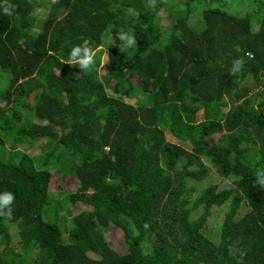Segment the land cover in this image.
<instances>
[{
    "label": "trees",
    "instance_id": "trees-1",
    "mask_svg": "<svg viewBox=\"0 0 264 264\" xmlns=\"http://www.w3.org/2000/svg\"><path fill=\"white\" fill-rule=\"evenodd\" d=\"M194 1L162 27V0H55L35 32L44 0L0 8V195L14 196L0 264H264V188L253 184L264 170V0H210L201 27ZM121 30L137 40L124 53ZM85 42L101 70L77 79L67 60ZM213 169L232 187L196 195L191 182ZM226 202L214 240L204 228Z\"/></svg>",
    "mask_w": 264,
    "mask_h": 264
},
{
    "label": "rangeland",
    "instance_id": "rangeland-1",
    "mask_svg": "<svg viewBox=\"0 0 264 264\" xmlns=\"http://www.w3.org/2000/svg\"><path fill=\"white\" fill-rule=\"evenodd\" d=\"M55 1V0H44L46 5L43 8H40L37 12V22L33 27V31H38L41 28L42 25V19L44 17H46L47 12H48V8L51 3ZM164 2V6L161 8L162 14H161V18H162V27H168L172 22H170V18L169 17H173L175 15V13L181 12L182 10L185 9L186 4H187V0H162ZM210 0H195L191 5V9H192V13L190 15V22L191 24H193L194 26H198L201 27L202 23L200 21L201 17V13L203 8L205 7V5L209 2ZM227 1V6L230 8H235V9H251L253 5H255V3L258 0H226ZM212 2V5L217 4V1H210ZM260 17L259 16H255L253 22L255 23ZM98 49L104 51L101 55V65H105L107 62V58H106V51H107V46L106 44H102ZM262 78L264 79V77L262 76ZM8 83H9V75L6 72H2L0 70V90H5L8 87ZM252 83V82H250ZM140 96H136L133 99L135 100V98H138ZM132 100V101H134ZM38 146L36 148H34V153L33 155H40V153L42 154L43 151L41 150V148H43L45 140L44 139H39V141L37 142ZM20 150V148H19ZM254 156V155H252ZM208 160V159H206ZM249 163L252 162V157H249L248 159ZM209 161V160H208ZM69 181H74V178L71 177L69 178ZM56 182L53 181L52 185L55 184ZM66 183V182H65ZM192 184H195L198 188V192H196V195L199 194V192L201 190H203L206 186H208L211 183H221L220 185L222 187H232L233 185V181L231 178H226L223 176H220L218 173H216V171L213 169L210 176L208 178H206L205 180L202 181H192ZM63 187H66V184L63 185ZM229 207V204L226 202L224 205L220 206V207H216L214 208L212 215L210 216L204 231L206 232V234L208 236H210L211 238H213L214 240H218L219 239V232H220V228H221V223L222 220L224 218V215L227 211ZM248 210V206L246 204H244L241 209L239 210V215H241L242 213H244L245 211ZM70 224V219L67 218L65 226H69ZM8 230L11 234V242H16L19 241V237H18V232H17V225L10 223L8 224ZM107 237L110 238V240H112L114 242V246L116 248H118L119 250L123 251L125 249V245L123 242V236H122V231L119 227H116L114 225H112L108 232H107ZM0 244H1V248L4 247V245H6L5 241H4V233L0 230ZM15 247H18L20 245H14ZM31 255H28L27 257H29Z\"/></svg>",
    "mask_w": 264,
    "mask_h": 264
},
{
    "label": "clouds",
    "instance_id": "clouds-1",
    "mask_svg": "<svg viewBox=\"0 0 264 264\" xmlns=\"http://www.w3.org/2000/svg\"><path fill=\"white\" fill-rule=\"evenodd\" d=\"M157 0H148L149 7H155ZM16 5L9 2V0H3L0 3V8H2L5 15L11 16L16 10ZM118 38L123 42L122 46L119 48L122 53L126 52L128 49H131L136 43V37L129 34L126 31L121 30ZM247 57L251 58L253 56L252 52H247L245 54ZM96 56L97 49H94L85 42L83 45H74L69 53L67 64L71 66H78L80 69L79 73H74L77 79L81 75L86 74L88 71L95 69L100 71L101 69L96 68ZM245 59L243 56L234 58L232 60V66L229 69L230 74L235 75L240 73L245 65ZM103 67V65L101 66ZM255 180L253 182L254 186L259 185L264 188V170H257L255 173ZM14 202V196L11 193H4L0 195V216H7L11 218L12 208L11 205ZM145 228L149 227L148 224L144 225Z\"/></svg>",
    "mask_w": 264,
    "mask_h": 264
}]
</instances>
